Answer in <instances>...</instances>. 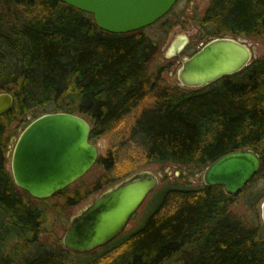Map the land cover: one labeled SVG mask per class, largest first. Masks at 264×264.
<instances>
[{"label":"trees","instance_id":"16d2710c","mask_svg":"<svg viewBox=\"0 0 264 264\" xmlns=\"http://www.w3.org/2000/svg\"><path fill=\"white\" fill-rule=\"evenodd\" d=\"M196 22L184 55L206 38L264 39V0H211ZM177 23L162 27L167 33ZM162 43L145 28L104 31L92 14L60 0H0V91L14 96L12 109L0 114V264H264L258 209L264 187L256 186L264 178V55L207 86L187 88L167 83L166 63L151 68ZM59 111L83 115L94 143L110 139L96 163L99 177L52 197L64 198L60 210L19 188L7 166L11 125ZM245 148L259 153L261 167L239 193L182 182L184 169L204 170ZM171 165L180 175L172 182L165 174L134 231L84 254L62 240L40 244L51 213L138 170ZM241 194L253 217L231 211Z\"/></svg>","mask_w":264,"mask_h":264},{"label":"water","instance_id":"95a60500","mask_svg":"<svg viewBox=\"0 0 264 264\" xmlns=\"http://www.w3.org/2000/svg\"><path fill=\"white\" fill-rule=\"evenodd\" d=\"M93 15L98 27L111 33L147 28L163 18L178 0H60ZM186 34L173 41L166 56L179 57L177 76L181 86L199 88L239 72L257 58V48L246 38L223 36L206 42L190 56L183 50ZM14 105V96L0 91V114ZM91 124L71 112H49L33 119L7 152L15 184L36 199L52 198L87 174L100 152L91 141ZM261 167V157L252 148L231 151L210 163L197 176L207 186L222 185L227 193H239ZM164 172L138 170L102 190L93 201L70 217L62 243L75 253H89L118 237L127 228L151 192L164 179ZM176 176L180 172L175 173ZM264 223V199L261 203Z\"/></svg>","mask_w":264,"mask_h":264},{"label":"rangeland","instance_id":"374dc122","mask_svg":"<svg viewBox=\"0 0 264 264\" xmlns=\"http://www.w3.org/2000/svg\"><path fill=\"white\" fill-rule=\"evenodd\" d=\"M211 0H178L174 7L159 21L154 23L153 25L145 28L146 32L154 37V38H162L163 43L161 47V52L158 55L157 60L151 65V68L154 69L160 65V63H166L168 68L164 72L165 80L170 85H176L179 84L177 72L178 69L181 66L179 58H176V56L167 57V51L173 41L176 39V37L186 34L190 41L193 38V35L197 32L198 24L196 22V18L203 15L205 9L209 5ZM175 26L169 31L165 32L162 23L163 22H177ZM247 39L248 44L252 47L257 48V58L264 55V39L263 38H253V37H247V36H240ZM215 38V37H211ZM209 38L203 39L200 43H198L197 47L201 48L203 44H205L207 41H209ZM195 49L189 50L188 53H193ZM184 55V54H183ZM32 120V119H31ZM26 126V124L15 122L11 125L10 130L8 132L9 142L7 144V149L12 150L14 146V142L16 138L19 137L21 130ZM14 138V142H11V139ZM110 143L109 138H101L96 142L99 148L100 154H105L106 149ZM11 159L8 157V168H11ZM169 168V172L164 173L168 174L169 180L172 182L176 178L175 173L181 171L178 169V167L171 165L169 167H166L163 171L159 169L158 167H151L150 169L154 172H164L166 169ZM186 178L182 179V182L190 181L192 185L200 184L201 182L197 181V176L200 175L203 170H198L194 168L184 169L182 171ZM101 170L96 165L82 178H80L78 181L73 183L70 188H75L78 186H86L93 183L100 175ZM165 176L163 181L160 183L159 186H161L164 183ZM257 187H264V178L259 179L258 183L256 184ZM96 193H91L87 196L86 199L82 200L80 203L74 205L73 207L61 210V213L53 212L49 216L48 222L45 224V231L42 233L40 240V244L46 246V247H56L59 246L58 242L62 240V237L68 228L70 224V217L77 213L78 210H80L85 204L93 201V199L96 197ZM150 196V195H149ZM148 196V198H149ZM148 198L144 201V203L141 205L139 210L132 216L131 220L129 221V224L127 228L125 229L123 234H128L131 231H134L136 228L139 227V225L145 220L146 216L149 214L150 210L152 209L151 205L148 204ZM244 198L245 195L241 194L237 196V201L235 204H233L230 209L231 211L236 214L237 216L241 217H253L255 215V212H251L249 206L244 204ZM44 202V203H43ZM40 204L49 207V205L56 206L58 210L61 209V204L64 203V198L62 197H54L49 198L46 201H43ZM262 203V202H261ZM261 203L258 204L259 209V217L262 220L261 216ZM55 210V209H53ZM263 222V220H262ZM73 257H77V255L73 254Z\"/></svg>","mask_w":264,"mask_h":264},{"label":"flooded vegetation","instance_id":"af4514ba","mask_svg":"<svg viewBox=\"0 0 264 264\" xmlns=\"http://www.w3.org/2000/svg\"><path fill=\"white\" fill-rule=\"evenodd\" d=\"M189 43H190V42H189ZM183 51H184V50H183ZM182 55H183V52H182ZM183 56H189V55H183ZM176 58H179V57H176ZM123 233H124V232H123ZM121 234H122V233H121ZM121 234H120V235H121Z\"/></svg>","mask_w":264,"mask_h":264}]
</instances>
